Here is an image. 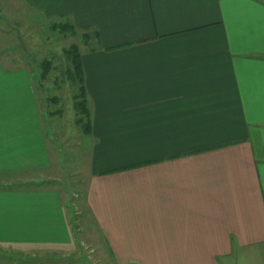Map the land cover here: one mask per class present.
Returning <instances> with one entry per match:
<instances>
[{
	"label": "crops",
	"instance_id": "obj_1",
	"mask_svg": "<svg viewBox=\"0 0 264 264\" xmlns=\"http://www.w3.org/2000/svg\"><path fill=\"white\" fill-rule=\"evenodd\" d=\"M18 1L93 35L82 175L116 264L264 255V0ZM21 56L0 48V176L59 182ZM71 245L57 188L0 187V246Z\"/></svg>",
	"mask_w": 264,
	"mask_h": 264
},
{
	"label": "rangeland",
	"instance_id": "obj_2",
	"mask_svg": "<svg viewBox=\"0 0 264 264\" xmlns=\"http://www.w3.org/2000/svg\"><path fill=\"white\" fill-rule=\"evenodd\" d=\"M54 23L41 21L18 0H0V48L10 54H20L25 60L34 82L49 153L55 158L54 164L60 172L59 182L28 175L0 176V187L57 188L62 194L72 245L63 248L0 246V255L16 257L17 264H116L86 204V185L82 174L88 162L90 143L81 127L75 124L77 117L72 104L73 97L78 94L77 87L66 82L64 76L68 64L63 52L71 45H77L80 52L83 51L82 36L92 38L93 35L88 31H76L75 36L62 35L51 29ZM43 61L51 62L45 80L39 79ZM259 256L252 261L249 256L246 262L264 264V255Z\"/></svg>",
	"mask_w": 264,
	"mask_h": 264
},
{
	"label": "trees",
	"instance_id": "obj_3",
	"mask_svg": "<svg viewBox=\"0 0 264 264\" xmlns=\"http://www.w3.org/2000/svg\"><path fill=\"white\" fill-rule=\"evenodd\" d=\"M51 29L53 31H58L60 34H70L71 36L76 35V29L73 25L70 23L65 24H52ZM95 38L97 37V34H94ZM83 38V45H87L89 36H82ZM63 57L68 64V68L65 71V80L69 84L77 87L78 94L73 97V104H72V110L75 113L77 120L75 121V124L77 126H80L83 130V133L85 135H88L91 131V121H90V113L88 111L87 107V95L85 91L84 86V73H83V67H82V59H81V52L77 45H71L69 49L63 52ZM50 63L49 61H43L41 63L40 67V77L39 79L45 80L47 78V74L50 69ZM53 102H56L55 99L52 100ZM27 187V186H26ZM0 259L3 262H6L7 264L18 263V259L14 256L8 255V256H1Z\"/></svg>",
	"mask_w": 264,
	"mask_h": 264
}]
</instances>
